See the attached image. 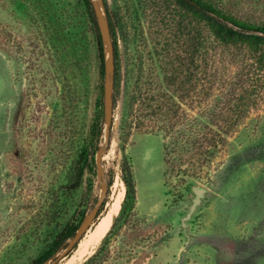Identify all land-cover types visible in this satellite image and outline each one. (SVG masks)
I'll list each match as a JSON object with an SVG mask.
<instances>
[{"label": "rangeland", "instance_id": "374dc122", "mask_svg": "<svg viewBox=\"0 0 264 264\" xmlns=\"http://www.w3.org/2000/svg\"><path fill=\"white\" fill-rule=\"evenodd\" d=\"M107 1L122 18L119 43L130 87L141 76L143 92L153 82L152 92L163 95L165 73H175L168 94L177 115L173 128L149 115L140 129L135 116L122 128L121 107L116 112L103 157L112 185L89 230L110 211L115 189L124 200V153L137 198L101 264H264V48L257 54L246 46L220 45L167 0ZM207 1L264 25V0ZM192 32L197 63L189 70ZM100 78L95 37L79 0L0 2V264H32L65 220L96 205L97 168L75 192L66 193L64 186L88 139ZM246 89L251 96L236 110ZM232 114L241 117L234 125L226 122ZM222 128L231 132L208 163L200 161L187 174L166 166V143L182 135L170 157L184 159L195 132ZM104 143L105 132L99 145ZM197 186L207 192L185 221ZM106 234L74 264L91 256Z\"/></svg>", "mask_w": 264, "mask_h": 264}, {"label": "trees", "instance_id": "16d2710c", "mask_svg": "<svg viewBox=\"0 0 264 264\" xmlns=\"http://www.w3.org/2000/svg\"><path fill=\"white\" fill-rule=\"evenodd\" d=\"M10 2L13 4H24V0H0V2ZM85 9V13L89 19V23L92 28L93 35L95 37L97 45V60L100 69V84L98 87V95L96 99V111L90 126L89 136L86 143L81 146L76 159L74 160L71 170L70 179L64 186L66 193H73L81 187L84 181V176L87 172L96 171V153L99 149L101 136L104 133L105 115H106V99H105V73L107 66V53L105 48V42L102 34V30L99 26L97 15L94 8L95 0H79ZM105 2V17L108 21L111 39L113 42L114 52V70H113V85H112V112L113 123L116 116V112L121 107L122 123L121 127L125 128L126 124H129V119L134 117L138 119V128H143L145 124L141 121L143 117L153 116L157 119L164 121L163 127L173 128L175 125L176 113L173 110V101L171 92L173 86L176 84L177 77L175 73L164 75L165 83L163 95L154 94L152 92L153 82L147 83L148 87L143 92L141 80L139 76L135 84L130 87L129 77L127 70L124 71L123 59L120 49V35L122 30V18L117 11L110 9L108 1ZM171 2L179 15L184 19L190 20L194 25L203 24L210 35L220 45L228 46H246L252 52L259 54L264 48V25L251 24L247 21L241 20L235 17L233 14L227 13L223 9L217 7L212 2L207 0H167ZM23 13V12H22ZM185 21V20H184ZM184 24V28L187 27ZM181 27H179L180 29ZM192 47L190 52L189 63L186 64L189 70L196 66L197 59V35L192 32ZM259 63L263 62V56L257 58ZM169 65H173V62H167ZM191 80V78H189ZM143 82V81H142ZM251 91L249 89L244 90L238 98V106L235 109H240L249 100ZM140 105L136 107V103ZM240 104V106H239ZM215 117V116H214ZM241 117L239 115H231L226 121L230 124H236ZM225 122V121H224ZM113 123L111 126V137L113 135ZM131 123V122H130ZM152 126H158L156 123ZM144 131V129H142ZM229 129H217L214 131L195 132L191 142L188 145H192L191 149L187 146L183 149L187 153L183 159L179 157H170L178 149V143H180L181 136L178 135L173 141L166 143L165 145V164L171 168L174 172L184 173L189 171H196L197 168L209 162L212 157L217 153L218 149L226 141V136L230 134ZM189 141V140H186ZM186 144V143H185ZM124 149V147H123ZM191 151V152H190ZM187 165L185 168L183 165ZM119 172L123 177V182L126 187L125 197L122 202L119 215L113 222L112 227L106 234L101 245L98 249L88 258H86L81 264H101L108 254V246L111 237L117 234L119 229L126 223L136 207V182L133 175L132 165L124 153V156L119 164ZM112 182H108L110 187ZM97 199L95 200V205ZM106 200L102 204L100 211L104 208ZM88 209H78V211L65 220L61 226L51 235L50 240L43 247L37 258L32 264H44L49 260L54 259L59 252H61L68 242L75 236L78 229L86 219ZM77 244L74 246V248Z\"/></svg>", "mask_w": 264, "mask_h": 264}, {"label": "water", "instance_id": "95a60500", "mask_svg": "<svg viewBox=\"0 0 264 264\" xmlns=\"http://www.w3.org/2000/svg\"><path fill=\"white\" fill-rule=\"evenodd\" d=\"M94 8L97 15V20L99 26L102 30L104 42L108 47V55H107V66H106V73H105V99H106V115H105V125H104V132H105V143L99 146V149L96 153V166H97V175L98 179L101 183V194L99 199L97 200L96 205L92 209V211L86 217V221L82 223L80 228L78 229L75 236L68 242V245L63 249V251L53 260H49L44 264H55L61 259L65 258L69 255L71 250L74 246L84 238L85 234L90 228L92 222H94L95 218L98 216L100 208L105 201L107 191H108V183L105 180V171L103 167V157L108 151V147L110 144V137H111V126L113 120V112H112V85H113V70H114V52H113V42L110 35L108 21L105 17V2L104 0H95L94 1ZM107 100H109V109H107ZM195 196L192 200V204L189 208V212L187 213L184 220H188L191 218L192 214L195 212L197 207L201 204L202 199L205 197L207 189L203 186H197L193 188Z\"/></svg>", "mask_w": 264, "mask_h": 264}, {"label": "bare ground", "instance_id": "6f19581e", "mask_svg": "<svg viewBox=\"0 0 264 264\" xmlns=\"http://www.w3.org/2000/svg\"><path fill=\"white\" fill-rule=\"evenodd\" d=\"M116 184L113 187L117 188ZM112 193V196L110 195V198L112 200L110 211H107L108 213L102 217L99 224L91 231L89 230V233L84 236V238L80 241L79 247L76 252L73 255L68 256L64 260H62L61 264H74L78 259H80L82 255H84L92 246H94V244L99 241L101 237L106 234V232L110 229L113 219L115 215L119 212L123 201V192H118V190L115 189Z\"/></svg>", "mask_w": 264, "mask_h": 264}]
</instances>
